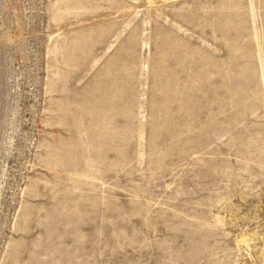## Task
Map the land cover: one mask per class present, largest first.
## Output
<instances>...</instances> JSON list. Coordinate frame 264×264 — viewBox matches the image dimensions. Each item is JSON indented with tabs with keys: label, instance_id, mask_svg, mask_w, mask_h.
Returning <instances> with one entry per match:
<instances>
[{
	"label": "rangeland",
	"instance_id": "374dc122",
	"mask_svg": "<svg viewBox=\"0 0 264 264\" xmlns=\"http://www.w3.org/2000/svg\"><path fill=\"white\" fill-rule=\"evenodd\" d=\"M0 264H264V0H0Z\"/></svg>",
	"mask_w": 264,
	"mask_h": 264
}]
</instances>
